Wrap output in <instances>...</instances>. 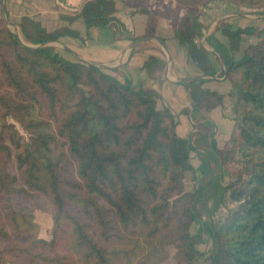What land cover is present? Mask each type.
I'll use <instances>...</instances> for the list:
<instances>
[{
	"label": "trees",
	"instance_id": "16d2710c",
	"mask_svg": "<svg viewBox=\"0 0 264 264\" xmlns=\"http://www.w3.org/2000/svg\"><path fill=\"white\" fill-rule=\"evenodd\" d=\"M212 1L264 8V0H175V10ZM113 8L111 0H88L80 16L86 27L103 26ZM185 27L175 38L200 73L212 76L208 51L194 43L200 35L195 15ZM19 28L31 45L0 26V207L16 229L22 220L30 226V217L16 211L10 197L42 193L53 205L52 228L49 240L31 237L3 246L10 234L0 226V264L7 254L31 264H163L168 245L178 263L186 264L203 241L200 231L191 230L198 191L211 182L202 173L221 177L225 161L238 165L232 180L238 205L219 227L205 223L213 241L211 264H264V38L247 45L242 58L224 59L225 79L234 87V124L222 148L211 138L209 151L197 152L194 167L191 138L178 136L174 116L157 106L153 94L94 64L54 53L46 43L70 34L65 28L46 31L28 16L20 18ZM255 31L238 27L225 33L234 41ZM205 77L184 81L195 110L210 111L222 100L203 87ZM12 159L21 187L8 171ZM210 159L221 174L212 173ZM187 172L195 173L197 186L189 193L183 186Z\"/></svg>",
	"mask_w": 264,
	"mask_h": 264
},
{
	"label": "crops",
	"instance_id": "0c3cea01",
	"mask_svg": "<svg viewBox=\"0 0 264 264\" xmlns=\"http://www.w3.org/2000/svg\"><path fill=\"white\" fill-rule=\"evenodd\" d=\"M88 0H3L5 18L19 28L20 18L31 17L46 31L60 28L70 34L48 41L51 50L68 61L94 64L121 83L154 95L156 104L174 116L178 136L191 138L193 153L209 151L211 138L220 147L232 130L233 97L224 100L226 85L224 59L238 60L253 41V34L242 33L230 40L227 29L253 27L255 16L223 1H212L200 8L174 12L175 0H111L112 20L103 26L86 27L81 9ZM195 15L200 35L194 43L209 53L212 76H203L187 57L175 35L185 30V20ZM205 77L203 87L222 95L210 111L195 110L184 81ZM228 82V81H227ZM204 125V127H201ZM199 152V153H202ZM199 164H196V166ZM200 253V252H199ZM203 253H200L202 255Z\"/></svg>",
	"mask_w": 264,
	"mask_h": 264
},
{
	"label": "rangeland",
	"instance_id": "374dc122",
	"mask_svg": "<svg viewBox=\"0 0 264 264\" xmlns=\"http://www.w3.org/2000/svg\"><path fill=\"white\" fill-rule=\"evenodd\" d=\"M2 1L3 0H0V26L6 25L14 34L17 35V37L22 43L31 45L26 42L20 29L7 22L4 15L5 7ZM232 5L238 8H242L243 10H247L248 12H251L255 16L254 18H257V15L259 14H264L263 12L264 8L262 7H250L243 4H232ZM178 11L175 10V6H174V12L177 13ZM254 24H256L257 27L258 26L263 27L264 19H259L257 21L254 19ZM251 34H253V41H254L251 44L257 42L260 38H264V31L256 30L254 33ZM233 89H234L233 85L227 81H226V85L222 86V91L224 94L225 101H229V99L233 97L234 94ZM72 100L73 101L77 100V95L73 96ZM7 121L12 122L17 128V130L20 132V134H22L24 138L28 139V134L26 133L24 128L18 122L14 121L11 118V116H8ZM194 145L197 146L198 149L200 148L203 149L201 145H198V143H195ZM222 147L223 146H220V148ZM198 152H202V150H199ZM218 160H219L218 162L220 163L219 156H218ZM198 161H199V155L197 153H193L192 165L196 167ZM209 166L212 169V173L214 172L215 174H221L219 166L213 159L209 160ZM221 167L224 169V171L226 170L227 173H222L221 174L222 176L221 177L219 176V178L217 179L214 177L209 178L207 176L208 174L202 173V176L205 175L203 181L206 182L210 180L211 182L215 181V183L207 182L205 183V185H202V188H200L198 191L200 192L199 199L197 200L194 206L196 219L193 226L191 227V230L200 231L202 234L203 241L197 243L196 245L197 248L196 257L192 261L186 264H211L210 252L213 248V241L210 238L208 230H206L205 223L209 224L210 222L214 228L219 227L221 224H224L229 219V217L233 214V211L237 208L238 203L234 198V186L232 180L235 179L238 165L234 161H225L222 163ZM8 171L16 175L17 177L16 185L19 187L23 186V180L21 174L19 173V171L15 166L14 159H12L9 162ZM192 174L195 176V173L193 172L191 173L187 172L184 175L183 186L185 193H189L192 192L194 189L195 190L197 189V186L194 185L195 181L194 179H192ZM197 174L198 172H196V175ZM205 196L207 197V201H205L204 203V201L202 200ZM215 197H217L216 199L219 202L218 201L216 202ZM10 199L13 208L16 211L30 217L32 225L29 226L28 223L22 220L21 222H19L20 223L19 228L16 229L4 216L3 211L0 207V226L4 227L10 234L7 240L1 241V245L7 246L13 242L26 243V241H29L31 237H37V238L49 240L51 237L52 211H53V205L51 201L42 193H38V192L37 193L18 192L12 194ZM2 204L3 202L1 203V206ZM213 205H218V208L214 210ZM200 219L203 221L205 220L204 224ZM199 252L203 254L200 255ZM165 256L166 257L165 260L163 261V264H183V262L178 263L176 257L174 256V248L172 246L169 245L166 246ZM220 263L223 264L221 261H219L217 264ZM5 264H31V263H29L26 258L7 254L5 256ZM33 264H41V263L35 262Z\"/></svg>",
	"mask_w": 264,
	"mask_h": 264
}]
</instances>
